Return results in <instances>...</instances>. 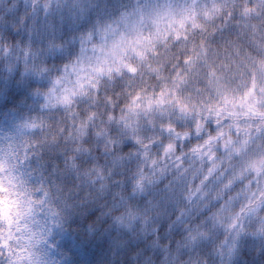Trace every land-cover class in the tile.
Returning <instances> with one entry per match:
<instances>
[{
    "label": "clouds",
    "instance_id": "9594fccd",
    "mask_svg": "<svg viewBox=\"0 0 264 264\" xmlns=\"http://www.w3.org/2000/svg\"><path fill=\"white\" fill-rule=\"evenodd\" d=\"M0 264H264V0H0Z\"/></svg>",
    "mask_w": 264,
    "mask_h": 264
}]
</instances>
